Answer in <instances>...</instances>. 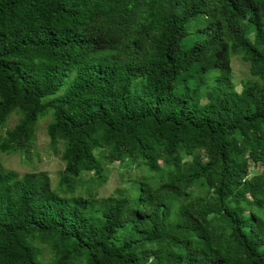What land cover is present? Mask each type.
<instances>
[{
	"label": "trees",
	"instance_id": "1",
	"mask_svg": "<svg viewBox=\"0 0 264 264\" xmlns=\"http://www.w3.org/2000/svg\"><path fill=\"white\" fill-rule=\"evenodd\" d=\"M231 56L258 67L239 92ZM12 112L0 153L49 116L70 192L101 158L152 175L109 201L0 167V264H264V0H0Z\"/></svg>",
	"mask_w": 264,
	"mask_h": 264
},
{
	"label": "rangeland",
	"instance_id": "2",
	"mask_svg": "<svg viewBox=\"0 0 264 264\" xmlns=\"http://www.w3.org/2000/svg\"><path fill=\"white\" fill-rule=\"evenodd\" d=\"M202 22L201 17L193 19L187 26V31H190L195 26ZM193 34L189 35V37ZM226 54V49L222 48L215 53L216 56H223ZM229 66L231 69V83L233 89L240 91L241 84L245 80H256V78L250 75V71H257V66H250L247 63L241 61L239 56H231L229 60ZM240 94L238 95V98ZM19 115L16 112H12L5 120L3 126L0 128V134L4 131L11 129L17 120ZM50 121L49 116L39 118L34 126V137L29 148L23 152H17L13 154L0 153V167L3 170H11L19 175L32 172H45L49 176L50 188L57 194L70 197L77 194H81L84 197L89 198H106L112 201L116 191H131V183L140 181L146 176H151L152 173L145 168L140 161H136L135 165L124 166L119 163H108L106 159L101 158L100 163L102 165V174L104 181L95 186L92 182L91 173L84 174L80 177L81 186H74L73 191L70 192L64 187L58 185V179L60 172L63 169L62 151L63 145L57 143L52 149L49 145V140L46 136L45 127ZM109 150V147H104L105 153ZM200 155L206 154L205 150L199 152ZM99 153L96 154L98 156ZM187 159L188 155H183ZM260 169V168H258ZM199 180L195 181L197 184ZM243 192L248 195L247 191ZM165 204H171L170 199L164 200ZM242 210L239 209V212ZM42 248L41 258L47 260L49 258L48 251Z\"/></svg>",
	"mask_w": 264,
	"mask_h": 264
}]
</instances>
